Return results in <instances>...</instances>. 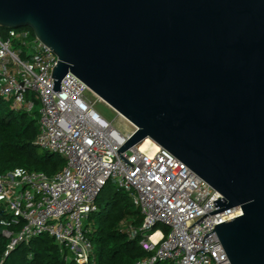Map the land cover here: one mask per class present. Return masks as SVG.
Instances as JSON below:
<instances>
[{"label":"water","instance_id":"95a60500","mask_svg":"<svg viewBox=\"0 0 264 264\" xmlns=\"http://www.w3.org/2000/svg\"><path fill=\"white\" fill-rule=\"evenodd\" d=\"M0 27L57 54L52 92L72 72L134 124L125 161L150 138L221 194L203 217L240 207L214 230L264 264V0H0Z\"/></svg>","mask_w":264,"mask_h":264},{"label":"built area","instance_id":"2783aa9c","mask_svg":"<svg viewBox=\"0 0 264 264\" xmlns=\"http://www.w3.org/2000/svg\"><path fill=\"white\" fill-rule=\"evenodd\" d=\"M57 62V54L32 31L11 29L7 36L0 31V96L15 110L37 111L35 144L66 161L52 176L23 170L0 174V205L13 223L24 222L5 255L47 233L67 260L95 264L86 222L97 210V196L112 182L129 193L142 215L138 228L125 225L150 253L135 264H232L214 229L241 215V208L203 217L217 210L214 201L221 194L159 145L143 150L142 142L120 152L133 165L125 161L118 149L129 135L87 98L92 91L78 76L67 73L61 91L52 92Z\"/></svg>","mask_w":264,"mask_h":264},{"label":"trees","instance_id":"16d2710c","mask_svg":"<svg viewBox=\"0 0 264 264\" xmlns=\"http://www.w3.org/2000/svg\"><path fill=\"white\" fill-rule=\"evenodd\" d=\"M22 29L32 31L31 28L18 30ZM0 31L3 36L9 34L8 28L0 27ZM38 132L37 111L15 110L0 96V174L23 170L42 171L52 176L64 168L63 157L35 144ZM96 204L97 210L89 214L86 222L95 264H135L150 254L140 246L138 237L133 238L125 231L126 223L134 228L142 224V215L127 191L108 182L97 196ZM23 226V221L13 223L11 215L0 205V264H77L66 259L54 237L47 233L18 243L5 255L12 236Z\"/></svg>","mask_w":264,"mask_h":264},{"label":"bare ground","instance_id":"6f19581e","mask_svg":"<svg viewBox=\"0 0 264 264\" xmlns=\"http://www.w3.org/2000/svg\"><path fill=\"white\" fill-rule=\"evenodd\" d=\"M122 115H119L117 120L115 121L116 126L125 134H131L134 130V124L131 123L127 118L122 116L126 121H122L121 117ZM157 144L153 142L150 138H147L143 141L142 143V149L143 150H156L157 149Z\"/></svg>","mask_w":264,"mask_h":264},{"label":"rangeland","instance_id":"374dc122","mask_svg":"<svg viewBox=\"0 0 264 264\" xmlns=\"http://www.w3.org/2000/svg\"><path fill=\"white\" fill-rule=\"evenodd\" d=\"M87 98L96 103V108L103 113L108 119L112 121H116L119 117V114L114 111L111 107H109L104 101L99 99L96 95H94L92 92L87 93ZM6 101H9L8 98H4ZM122 121H126L122 116L120 117Z\"/></svg>","mask_w":264,"mask_h":264}]
</instances>
